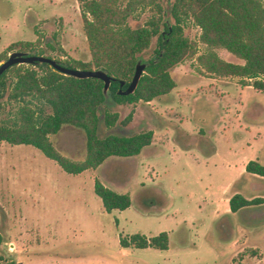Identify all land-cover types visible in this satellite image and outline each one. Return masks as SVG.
<instances>
[{"label":"rangeland","instance_id":"374dc122","mask_svg":"<svg viewBox=\"0 0 264 264\" xmlns=\"http://www.w3.org/2000/svg\"><path fill=\"white\" fill-rule=\"evenodd\" d=\"M162 4L167 14V1ZM151 14L138 9L128 22L142 24ZM166 21L172 23L168 15ZM181 24L189 38L197 37L189 19ZM36 38L51 58L90 59L77 0H0V53ZM218 53L232 59L224 49ZM194 63L172 66L174 86L148 101L108 98L104 108L117 111L115 125H105L101 107L99 136L152 130L151 142L135 155H112L72 174L30 144L0 140V262L264 264V202L230 211L227 199L234 192L264 196V176L243 168L249 159L264 164V91L236 77L200 73ZM15 106L4 103L0 119L12 122ZM52 141L70 157L83 155L78 128L63 125ZM94 177L127 192L129 205L103 209ZM161 230L168 234L164 249L118 243L119 235Z\"/></svg>","mask_w":264,"mask_h":264},{"label":"trees","instance_id":"16d2710c","mask_svg":"<svg viewBox=\"0 0 264 264\" xmlns=\"http://www.w3.org/2000/svg\"><path fill=\"white\" fill-rule=\"evenodd\" d=\"M77 1L90 59L55 60L68 67L105 71L111 78L105 92L100 78L64 74L47 62L13 63L0 73V108L4 103L16 102L13 121L0 119V140L30 144L67 173L93 169L112 155H135L148 145L151 129L99 136L101 107L105 125H115L119 120L117 111L104 108L108 98L114 103L148 101L168 92L175 84L170 68L185 59L193 58L200 73L236 77L239 84L264 91V0H166L167 14L162 12L165 0ZM144 7L152 14L142 24H130L128 18ZM166 15L172 19L171 24ZM183 19L198 27L196 38L183 32ZM11 45L27 54L42 53L38 38L12 42L5 51ZM219 49L227 51L232 59L221 57ZM145 51L147 62L135 88L127 94L117 93L119 82L122 81L121 88L126 86L136 58ZM6 56V52L0 53V60ZM63 125L83 132L81 157H70L54 146L52 136ZM244 170L264 176V164L257 159L247 160ZM93 192L106 211L123 209L130 203L127 192L116 191L97 177L93 179ZM263 202L264 196L245 197L234 192L228 197V208L238 211ZM167 240L165 230L152 235L132 232L118 237L123 247L164 249ZM0 264L16 262L4 259Z\"/></svg>","mask_w":264,"mask_h":264},{"label":"water","instance_id":"95a60500","mask_svg":"<svg viewBox=\"0 0 264 264\" xmlns=\"http://www.w3.org/2000/svg\"><path fill=\"white\" fill-rule=\"evenodd\" d=\"M32 61H39V62H47L50 64L54 69L58 70L59 72H62L64 74H70L76 77H97L100 78L103 82L102 90L105 92L109 81L110 76L106 74L105 71L94 68V69H82V68H74V67H68L64 64H61L57 62L54 58H51L44 54H27L22 51L18 50H12L10 51L6 58L3 59L0 62V73L7 68L9 65L13 63H29ZM147 60L144 59L142 56H138L135 60L134 64V71L133 74L129 80V82L126 84L125 87L121 88L122 81L119 82L120 86L117 89V93L120 94H127L133 91L135 88L138 78L142 72V69L144 68Z\"/></svg>","mask_w":264,"mask_h":264},{"label":"crops","instance_id":"0c3cea01","mask_svg":"<svg viewBox=\"0 0 264 264\" xmlns=\"http://www.w3.org/2000/svg\"><path fill=\"white\" fill-rule=\"evenodd\" d=\"M245 163H246V161H245ZM245 163H244V164H245ZM243 168H244V167H243ZM256 195H257V194H256ZM253 196H255V195H253ZM249 197H251V196H249ZM226 198H227V197H226ZM227 199H228V198H227ZM223 213L229 214L230 212H229L228 210H225V208H224ZM218 216H219V215H217V217H218ZM217 217H216V218H217Z\"/></svg>","mask_w":264,"mask_h":264}]
</instances>
